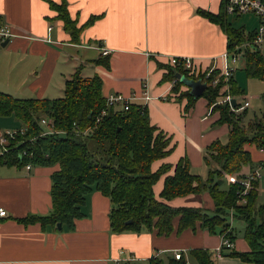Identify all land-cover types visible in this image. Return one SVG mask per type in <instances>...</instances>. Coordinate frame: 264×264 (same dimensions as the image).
Listing matches in <instances>:
<instances>
[{
  "label": "crops",
  "instance_id": "obj_1",
  "mask_svg": "<svg viewBox=\"0 0 264 264\" xmlns=\"http://www.w3.org/2000/svg\"><path fill=\"white\" fill-rule=\"evenodd\" d=\"M49 1L63 0H0L2 26L12 34L5 47L1 46L5 40H0V91L19 99H58L75 72L83 78L99 76L104 97L117 93L135 97L134 103L147 106L158 132L170 138L171 153L155 161L153 171L163 164L175 167L187 158L191 172L202 177L208 168L206 148L228 138L229 127L216 125L220 116L210 112L205 98H198L188 112L187 99L163 100L172 95V85L163 77L167 57L191 56L203 69L227 51L224 28L198 13L218 15L224 0H65L69 16L81 29L78 41L66 33ZM227 21L230 24L229 16ZM104 49L110 53L103 55ZM100 59L107 60L109 67L96 63ZM147 90L151 100L144 99ZM21 124L14 116H0V136L23 129ZM252 148L257 149L249 147L251 156ZM59 170V165L32 164L30 170L0 166V209L7 210V216L0 218V264H146L153 256L173 258L178 252L190 263L195 248L210 250L215 264H248L219 255L224 235L201 228L171 236H160L155 229L115 234L109 221L112 202L96 190L87 196L84 217L76 219L73 231L19 222L51 213V176ZM173 174L174 169L154 185L157 198L167 175ZM169 204L214 207L208 192ZM233 247L250 250L244 238L237 237Z\"/></svg>",
  "mask_w": 264,
  "mask_h": 264
},
{
  "label": "trees",
  "instance_id": "obj_2",
  "mask_svg": "<svg viewBox=\"0 0 264 264\" xmlns=\"http://www.w3.org/2000/svg\"><path fill=\"white\" fill-rule=\"evenodd\" d=\"M49 3L58 11L66 33L73 41H78L81 29L69 16L65 0L61 4ZM198 13L224 28L228 51L254 34L233 28L227 21L224 6L218 15L203 10ZM243 60L246 75L264 80V52L246 49ZM96 63L109 67L107 60L100 59ZM177 73L188 76L180 68H168L163 80L174 81ZM72 76L65 83L64 96L58 99H19L0 91V116L16 117L25 129L23 135L18 134L15 142L8 145L7 152L1 154L0 166H27L31 163L60 166V170L51 176V213L27 216L18 219L19 222L26 225L40 223L43 229L48 226L58 228L61 224L73 231L76 219L84 217L82 206L87 196L96 190L112 202L109 221L115 234L155 229L160 236H171L174 232L181 234L185 230L201 228L213 235L223 234L234 243L238 236L229 222L232 212L234 218L245 224L243 238L250 250L242 252L223 248L221 255L239 258L248 264H264V205L257 207L259 190H251L244 204L238 202L240 184L229 183L227 188H223L226 174H238L241 179L244 167L253 164L251 151L247 148L249 145L263 150L264 113L261 117L255 115L246 126L243 125L241 122L247 116V109L236 114L241 105L237 103L232 107L224 95H219L221 83L213 86L208 79L207 89L201 98L207 100L212 112L220 113L216 125L227 124L230 130L225 142L217 140L206 148L208 156L204 160L208 165V177L205 180L193 174L187 158L180 159L175 167L163 164L153 171V163L168 156L172 149H169L170 138L164 132H158L151 123L147 106L133 102L129 110L121 106L108 108L99 76L83 78L78 71ZM234 77L230 81L232 99L243 94ZM182 86L181 81L176 80L173 92L180 93L178 101L187 99L185 111L188 112L198 98L191 95L190 88L181 92ZM103 110L106 114L101 116ZM44 117L52 119L56 131H64L65 134L43 136L45 128L40 120ZM172 169L174 174L167 175L162 193L157 198L154 185ZM253 184L255 188L259 187V181ZM206 192L213 209L169 204L177 198ZM190 256V263L182 254L179 260L153 256L146 264H215L210 250L195 248L190 251Z\"/></svg>",
  "mask_w": 264,
  "mask_h": 264
},
{
  "label": "built area",
  "instance_id": "obj_3",
  "mask_svg": "<svg viewBox=\"0 0 264 264\" xmlns=\"http://www.w3.org/2000/svg\"><path fill=\"white\" fill-rule=\"evenodd\" d=\"M224 11L225 13L235 16H244L245 14H254L259 19V28L254 32L251 38H247L243 43L235 44L231 51H226L221 56L217 57L213 60V65L208 68H203L197 63L196 59L191 56H171L167 57V67L171 69L180 68L188 73L186 77H193V79L200 78L202 83L206 82L208 86L207 80L210 79L213 86L221 83L220 95L225 97V101L231 103L233 100L230 95V81L232 77L235 75V71L237 63L243 59V55L246 52V49H250L251 51L264 52V0H224ZM12 37L11 31L6 26H0V40L4 41L6 39H10ZM103 55H108L110 52L108 49L103 50ZM220 58V64L219 60ZM168 70L166 71V73ZM214 77V78H213ZM179 80L177 77L174 81H171L172 91L169 97H164L163 100H174L179 96V92H173V87L176 82ZM183 91H188L189 88H186L184 85L181 87ZM133 99L135 97H125L124 95L117 93L116 95H110L106 97V105L108 108H116V106H121L125 110H129L131 107V103H133ZM144 99L151 100L152 96L150 92L147 90L144 95ZM250 101H246L244 106H241L238 111L248 109L250 106ZM232 105V104H231ZM106 114V110L102 111V115ZM41 125L45 128L42 135H50V134H65L64 131H56L54 127V121L50 118H42ZM25 129H21L19 132H7L0 136V155L7 152V147L11 142H15V140L19 137L18 134L23 135ZM33 141V139H31ZM264 154V148L261 150ZM27 153L24 152V155ZM32 167L31 164H27V169L30 170ZM264 169V161L260 162L259 168L255 171L250 170V172L246 173L243 178H232L229 180L232 183L240 184L239 191V200L238 202L246 204V197L249 195L250 191L256 189L254 186V181H259L262 177L261 171ZM7 216V210L0 209V218ZM231 217H233V213L231 212ZM234 243L231 242L227 237L224 236L223 241L221 243L220 248L217 250L218 254L221 255L223 248L234 249ZM176 260H179L182 257V253L178 252L174 256Z\"/></svg>",
  "mask_w": 264,
  "mask_h": 264
},
{
  "label": "rangeland",
  "instance_id": "obj_4",
  "mask_svg": "<svg viewBox=\"0 0 264 264\" xmlns=\"http://www.w3.org/2000/svg\"><path fill=\"white\" fill-rule=\"evenodd\" d=\"M229 22L230 24L233 25L234 28L242 29L244 33L246 34L250 32H255L259 28L258 27L259 19L254 14H245L244 16L230 15ZM243 68H244V60L242 59L237 63V66H236L237 70L235 71L234 79L236 81V85L239 86L243 90V94L236 95L234 99L241 106H244L246 101H250L251 103L247 109L246 118H244L243 121L241 122L243 125L246 126L248 122L255 117V115L261 117L262 113H264V80L260 81V80L249 77L248 75H246V72L243 71ZM63 96L64 95L62 94L59 97H63ZM210 112H212L211 108H210ZM242 112L243 110L241 111L237 110L236 114H241ZM214 113H217V112H214ZM218 114L220 115L219 112ZM21 125H23V123ZM226 140H227V137H224L223 142H225ZM249 147H254V146L249 145L247 148L249 149ZM252 159H253V164L251 166L249 165L248 167H244L243 172L240 173V174H243V176L246 175V173L250 172V170H253V171L257 170L259 168L261 160L264 158L258 149L252 148ZM246 170L247 172H245ZM261 173H262V177L259 179V187L258 188L256 187V189L259 190V196L257 199V207L264 205V169L261 171ZM207 174H208V168L206 167L205 173L201 174L202 178L206 180V178L208 177ZM231 177L235 178V177H238V175L235 174L234 176H231V175L226 174L227 180H225L223 184V188H227L228 184L232 183L229 180V178ZM197 196L200 197L201 195H197ZM188 197H182V198H188ZM203 204H205V201H203ZM229 222L234 228L238 238L240 239L243 238L244 236L243 231L245 228L244 222L240 220L239 218L231 217V215L229 216Z\"/></svg>",
  "mask_w": 264,
  "mask_h": 264
},
{
  "label": "water",
  "instance_id": "obj_5",
  "mask_svg": "<svg viewBox=\"0 0 264 264\" xmlns=\"http://www.w3.org/2000/svg\"><path fill=\"white\" fill-rule=\"evenodd\" d=\"M10 39H6L4 42L1 43L2 47H5L9 43ZM176 77L181 81V83L186 87L190 88L191 95L194 96L195 98H200L202 97L204 91L207 89V84L206 82H203L201 80H196L193 78L186 77L185 75L181 73H177ZM232 101V107L237 106V102L235 99L231 100ZM58 229H62V225L58 224Z\"/></svg>",
  "mask_w": 264,
  "mask_h": 264
}]
</instances>
